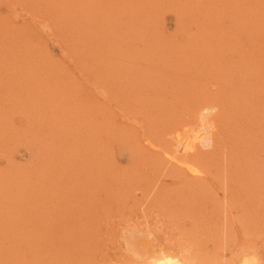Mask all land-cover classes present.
<instances>
[{
	"label": "rangeland",
	"instance_id": "374dc122",
	"mask_svg": "<svg viewBox=\"0 0 264 264\" xmlns=\"http://www.w3.org/2000/svg\"><path fill=\"white\" fill-rule=\"evenodd\" d=\"M164 252L264 264V0H0V264Z\"/></svg>",
	"mask_w": 264,
	"mask_h": 264
},
{
	"label": "bare ground",
	"instance_id": "6f19581e",
	"mask_svg": "<svg viewBox=\"0 0 264 264\" xmlns=\"http://www.w3.org/2000/svg\"><path fill=\"white\" fill-rule=\"evenodd\" d=\"M147 253L144 255L141 254L138 258L135 256L136 258L133 259L132 261L128 262L127 264H186L187 263V261H184L183 256H181V254H178L176 252L175 253L174 252H164L158 256H153V255L151 256V254H147ZM205 255H207V254H205ZM244 256H246V255H244ZM249 259H251V257L246 256V260H249ZM197 261H199V260H197ZM208 264H210V263H208Z\"/></svg>",
	"mask_w": 264,
	"mask_h": 264
}]
</instances>
